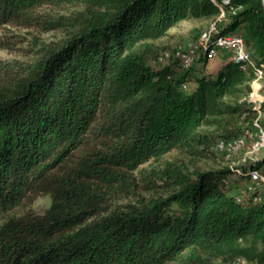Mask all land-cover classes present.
<instances>
[{
  "label": "trees",
  "instance_id": "16d2710c",
  "mask_svg": "<svg viewBox=\"0 0 264 264\" xmlns=\"http://www.w3.org/2000/svg\"><path fill=\"white\" fill-rule=\"evenodd\" d=\"M201 19L212 38L239 34L264 80L262 0H0V49L27 41L20 30L62 33L33 36L32 60H0V264H264V183L249 177L264 159L235 172L165 160L257 115L253 71L231 57L214 74L197 70L201 48L188 68L150 67L156 40ZM230 175L251 182L242 199Z\"/></svg>",
  "mask_w": 264,
  "mask_h": 264
},
{
  "label": "rangeland",
  "instance_id": "374dc122",
  "mask_svg": "<svg viewBox=\"0 0 264 264\" xmlns=\"http://www.w3.org/2000/svg\"><path fill=\"white\" fill-rule=\"evenodd\" d=\"M211 24L210 20H184L178 22L174 27L170 28L167 35L154 42V45L159 52V60L156 62H150V67L159 69L165 65L169 56H176L178 53H186L197 46L201 35L209 29ZM21 34H24L27 41H23L18 45V49L14 51H8L0 49V60H32V51H30L29 40L32 37H37L40 42L47 43L54 41L62 36L60 31H51L46 33H38L32 30H20ZM197 51V48H196ZM194 58L198 57L199 52H194ZM222 56L220 53L214 58H208L203 67H197L203 74H214L221 64V60H228L229 57L233 58V55ZM233 60V59H232ZM262 78V77H261ZM252 93V94H251ZM247 101L253 105V109L256 111V122L264 128V112L259 110L260 105L264 102V80L259 79L253 83L251 80V92L247 97ZM255 119L253 121V128H244L243 133L239 136L242 139V146L240 150L235 152L227 151L225 149H218L213 146L210 151H206L203 144H199L195 147V151L191 154L186 152L173 151L169 153L165 160L169 164L177 165L180 168H186L190 171H213L228 169L230 171L238 170L242 165L259 162L264 159V144L258 145L257 129L255 128ZM213 132V131H209ZM253 135L257 139H253ZM237 138V137H236ZM237 173V172H236ZM239 174V173H237ZM262 174V173H261ZM252 182V181H251ZM247 178H240L238 175L231 176L230 182L226 184L229 190L236 196L242 199L246 194V188L251 184ZM253 183H258L254 182ZM49 205V198L47 196L38 197L31 205L30 210L32 213L41 214ZM213 264H226L220 261H215ZM235 264V263H234Z\"/></svg>",
  "mask_w": 264,
  "mask_h": 264
},
{
  "label": "bare ground",
  "instance_id": "6f19581e",
  "mask_svg": "<svg viewBox=\"0 0 264 264\" xmlns=\"http://www.w3.org/2000/svg\"><path fill=\"white\" fill-rule=\"evenodd\" d=\"M227 1H223V4H226ZM228 5V3H227ZM215 23V22H214ZM214 25L211 24L207 32L203 33L199 38V42L196 47L190 50V55L187 56L186 59H183V56L180 55L182 53H178L177 57L180 61V65L183 68H188L191 63H193V55L196 48H201L204 51L208 58H213V53L218 52V46L222 47H233L232 55L233 60L240 63L242 68H249L253 71V83L257 82L262 77V69L256 66L255 61L251 58L250 54L245 50L243 42L239 34H227L223 36H217L212 38L211 34L214 30ZM233 35H237V42H235V37ZM214 36V35H213ZM252 94V93H251ZM255 128L257 129V137H258V145L263 146L264 144V128H262L255 119ZM236 139L230 141H218L216 144V148L220 149L219 147L222 146V149L227 151L235 152L238 149L240 150L242 146V139L239 137V140ZM232 142H235L234 144ZM237 171V170H236ZM249 177L250 180L253 182H262L264 183V175L258 169H251L249 170ZM248 263V262H247ZM244 260L238 259L235 264H247Z\"/></svg>",
  "mask_w": 264,
  "mask_h": 264
},
{
  "label": "built area",
  "instance_id": "2783aa9c",
  "mask_svg": "<svg viewBox=\"0 0 264 264\" xmlns=\"http://www.w3.org/2000/svg\"><path fill=\"white\" fill-rule=\"evenodd\" d=\"M233 37H235V42H237V35H233ZM232 49H235V46H233V47H222V45H221V46H218V52H219L220 50H225V51H228V52L231 54V53H232ZM218 52L213 53V58H214L215 56H217ZM180 55L183 56V59H186L187 56L190 55V52L182 53V54H180ZM253 139H257L255 135H253ZM237 140H239V136L236 138V141H237ZM236 141H235V142H236ZM235 142H232V143L234 144ZM219 148L222 149V146L219 147Z\"/></svg>",
  "mask_w": 264,
  "mask_h": 264
},
{
  "label": "crops",
  "instance_id": "0c3cea01",
  "mask_svg": "<svg viewBox=\"0 0 264 264\" xmlns=\"http://www.w3.org/2000/svg\"><path fill=\"white\" fill-rule=\"evenodd\" d=\"M222 56H226L228 58V53L226 52H221L220 53ZM233 59V58H232ZM227 60V59H226ZM224 60H221L220 63H222Z\"/></svg>",
  "mask_w": 264,
  "mask_h": 264
},
{
  "label": "water",
  "instance_id": "95a60500",
  "mask_svg": "<svg viewBox=\"0 0 264 264\" xmlns=\"http://www.w3.org/2000/svg\"><path fill=\"white\" fill-rule=\"evenodd\" d=\"M263 8H264V0H262Z\"/></svg>",
  "mask_w": 264,
  "mask_h": 264
}]
</instances>
